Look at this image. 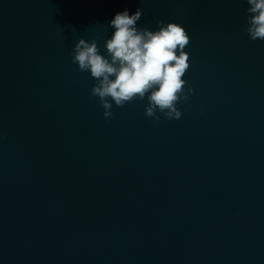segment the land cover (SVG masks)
Here are the masks:
<instances>
[{
    "label": "water",
    "instance_id": "95a60500",
    "mask_svg": "<svg viewBox=\"0 0 264 264\" xmlns=\"http://www.w3.org/2000/svg\"><path fill=\"white\" fill-rule=\"evenodd\" d=\"M246 0H0V264H264V41ZM143 9L182 24L180 119L113 105L71 62Z\"/></svg>",
    "mask_w": 264,
    "mask_h": 264
},
{
    "label": "clouds",
    "instance_id": "9594fccd",
    "mask_svg": "<svg viewBox=\"0 0 264 264\" xmlns=\"http://www.w3.org/2000/svg\"><path fill=\"white\" fill-rule=\"evenodd\" d=\"M244 32L252 41H264V0H246ZM143 9L134 14L117 12L109 22L114 29L106 38L102 54L99 37L80 38L71 51V62L80 72L90 73L95 84L91 95L97 97L106 119H114L113 105L124 107L147 101L145 116L156 121L180 119L178 105L186 103L194 89L184 78L190 69L185 51L191 37L182 24L157 21V30L138 26Z\"/></svg>",
    "mask_w": 264,
    "mask_h": 264
}]
</instances>
